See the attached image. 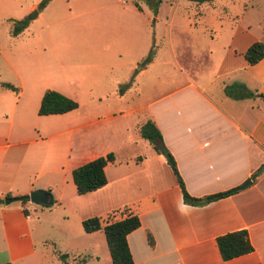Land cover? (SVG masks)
I'll list each match as a JSON object with an SVG mask.
<instances>
[{
  "label": "crops",
  "instance_id": "0c3cea01",
  "mask_svg": "<svg viewBox=\"0 0 264 264\" xmlns=\"http://www.w3.org/2000/svg\"><path fill=\"white\" fill-rule=\"evenodd\" d=\"M179 6L193 16L173 23ZM205 10L207 21L197 17ZM69 13L78 29L63 37L75 39L87 56L77 68L82 111L71 128L72 111L37 115L46 90L76 100L67 88L74 82L45 83L52 37L38 47L30 24L16 35L0 31V264H46L37 261L35 242L48 243L29 202L3 203L37 189L55 199L52 209L69 203L72 224L61 229L72 247L60 254L99 249L102 231L84 233L82 220L98 217L103 226L135 215L139 226L126 235L133 264H264V169L257 172L264 164V57L254 65L244 59L251 44H264V0H80ZM165 71L168 79L155 84ZM134 88V101L146 93L137 105L128 104ZM146 122L159 133L157 151L140 137ZM103 123L94 129L105 131L101 137L81 140L72 152V131ZM160 148L195 204L183 202ZM107 153L113 162L103 167L105 185L78 196L71 171ZM247 180L241 190L204 201ZM240 230L252 251L223 261L215 239Z\"/></svg>",
  "mask_w": 264,
  "mask_h": 264
},
{
  "label": "rangeland",
  "instance_id": "374dc122",
  "mask_svg": "<svg viewBox=\"0 0 264 264\" xmlns=\"http://www.w3.org/2000/svg\"><path fill=\"white\" fill-rule=\"evenodd\" d=\"M5 1V2H4ZM134 3L140 4V0H133ZM185 1V0H181ZM187 1V0H186ZM80 0H50L44 7H39V0H15L14 6L13 3L9 4V0H3L2 4H0V16L3 19L8 16H14L16 19L14 20H3L0 25L1 33L4 31H12V26L14 22L24 21L27 24H30L29 30L36 32L39 36L38 38V47L45 42L46 37H52L53 42V58H52V66L50 70L49 77L46 79V84L48 85H59L65 82L73 85L68 86V90L70 91L72 97L76 100L74 102L78 105L79 98H83V86L80 88L79 84L77 85V78L81 76V72L77 71L78 65H83L86 63L85 55L81 54V49L78 48V43L75 39L67 40L62 33H72L76 32L78 29V24L76 21H72L71 11L76 10L79 5ZM128 4H132L129 2ZM31 5H34V8H30ZM210 11L205 10L200 13L197 17L199 19H203V21H207L210 18ZM185 16L191 18L193 16L191 10H185L183 6H179L173 13L172 22H180L185 18ZM166 27L159 25V31L165 32ZM8 33V32H7ZM12 35V33H10ZM75 36V34H74ZM40 43V44H39ZM161 43V41H160ZM37 47V48H38ZM52 50L47 49V57H51L48 55V52ZM93 62V59H91ZM65 76V77H63ZM169 72L165 71L160 73V76L156 79L155 84H160L161 77H165L164 79H168ZM154 80V79H153ZM142 79L139 81V85L141 88ZM148 84L144 83L142 85L143 89H147ZM135 88L134 92L131 94L132 102H128V104L137 105L144 100L146 95L145 91L142 93V96L138 101H134L136 98ZM82 110H78L77 108L66 115L68 117L69 128L73 126L71 123L76 119V114ZM75 118V119H74ZM107 124V123H106ZM105 123L98 125L88 131H72L70 133V137L72 138V152H74V148L84 140L85 142H90L98 137H101L105 131L97 132L99 127L106 125ZM107 128V126H106ZM108 129L106 130V132ZM104 141V140H103ZM39 190V189H37ZM36 191V190H34ZM42 191V190H41ZM32 192V191H31ZM55 200V199H54ZM20 202H13L14 205L19 204ZM29 209L28 213L32 217H35L39 220V224L42 227V235H40L43 240H46L48 245H40L35 242V247L37 251V261H41L46 264H110V260L107 254L106 246L103 238H101V242L99 243V249H96L95 253H92V250H89L85 247L84 251H81L78 254L73 252L67 254H60L61 248H71L68 242L64 240L63 232L61 229L62 225L72 224V219L70 216L66 215L69 211V203H64L60 201L57 203L56 207L53 209H46L41 206H34L30 203L27 204ZM52 226V228L50 227ZM65 236V234H64ZM67 238V237H66ZM87 244H85L86 246ZM65 250V249H62ZM65 255L66 258L64 260H60L57 258V255Z\"/></svg>",
  "mask_w": 264,
  "mask_h": 264
},
{
  "label": "trees",
  "instance_id": "16d2710c",
  "mask_svg": "<svg viewBox=\"0 0 264 264\" xmlns=\"http://www.w3.org/2000/svg\"><path fill=\"white\" fill-rule=\"evenodd\" d=\"M50 0H39V7H44ZM26 27L24 21L14 22L12 26V35L20 33ZM264 57V44L256 42L251 44L244 53V59L249 65L256 64ZM149 57L146 58L148 60ZM5 89L14 90L8 84H1ZM77 108V104L57 92L46 90L43 92L39 106L37 109L38 116L61 115L73 111ZM140 137L148 141L157 151L160 145V136L156 128L150 122H146L139 129ZM158 143V145H157ZM164 159L170 168L176 183L178 184L182 200L187 204H195L196 199L189 197L183 189L181 180L176 172L174 161L168 153L164 154ZM113 162V155L107 153L102 157L93 159L85 164H82L71 171V180L75 187L76 194L84 195L89 192L96 191L103 187L106 183L103 167L107 163ZM236 189L228 190L222 193H217L204 198L205 202L215 201L235 192ZM25 201H22L24 203ZM54 200L49 197L45 208H50L54 205ZM82 231L86 234L98 230L102 231L106 250L111 264H133L131 255L126 244V235L134 231L139 226L138 218L135 215H127L123 219L112 221L101 226L98 217H91L81 221ZM148 243L151 244V239L147 237ZM216 247L220 258L223 261L248 254L252 251L247 233L244 230L230 232L221 235L215 239ZM58 259L64 260L65 255H58ZM7 264V263H5Z\"/></svg>",
  "mask_w": 264,
  "mask_h": 264
},
{
  "label": "water",
  "instance_id": "95a60500",
  "mask_svg": "<svg viewBox=\"0 0 264 264\" xmlns=\"http://www.w3.org/2000/svg\"><path fill=\"white\" fill-rule=\"evenodd\" d=\"M187 1L192 2V3L201 4V3H206V2H209L212 0H187ZM159 152L163 155L164 149L160 148ZM263 169H264V164L258 169L257 172L260 173ZM248 184H250L249 180L245 181L236 190H241V189L245 188ZM22 201H28L29 203H31L32 205H35V206H44L48 203V194L44 191L36 190V191H32V192H30L24 196L5 198L3 200V203H4V205H7L9 203L22 202ZM199 202H202V201H199Z\"/></svg>",
  "mask_w": 264,
  "mask_h": 264
},
{
  "label": "built area",
  "instance_id": "2783aa9c",
  "mask_svg": "<svg viewBox=\"0 0 264 264\" xmlns=\"http://www.w3.org/2000/svg\"><path fill=\"white\" fill-rule=\"evenodd\" d=\"M126 0H122V3L125 2Z\"/></svg>",
  "mask_w": 264,
  "mask_h": 264
}]
</instances>
